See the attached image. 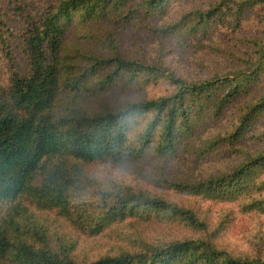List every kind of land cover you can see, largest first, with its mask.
Masks as SVG:
<instances>
[{
    "label": "trees",
    "instance_id": "16d2710c",
    "mask_svg": "<svg viewBox=\"0 0 264 264\" xmlns=\"http://www.w3.org/2000/svg\"><path fill=\"white\" fill-rule=\"evenodd\" d=\"M14 1L0 264H264V0ZM190 46L206 69L178 73Z\"/></svg>",
    "mask_w": 264,
    "mask_h": 264
},
{
    "label": "rangeland",
    "instance_id": "374dc122",
    "mask_svg": "<svg viewBox=\"0 0 264 264\" xmlns=\"http://www.w3.org/2000/svg\"><path fill=\"white\" fill-rule=\"evenodd\" d=\"M9 1L8 5L5 8L8 11L12 12L11 10H14V8H11L13 4L15 3L14 0H6ZM37 1H46V0H16V2H19L18 4L24 5V6H31L32 4L36 3ZM209 0H197L195 2L189 1L187 4L189 5H199L203 6L204 3L208 2ZM213 1V0H211ZM175 9V10H174ZM176 9L181 10L180 8H173L172 11L170 10V13L167 14V18H174L177 13ZM25 12L29 10V8H24ZM248 20L244 21L242 23L243 28L240 29L237 33V39L236 40H231L233 44L236 45V50L237 52H242L244 49L242 44L246 42L249 38L253 37V33H249V31L254 32L250 29V24H248ZM131 36L126 35V33L122 34V39L123 41L129 40ZM126 43H130L127 42ZM131 45L133 44L130 43ZM191 46L188 48H184L183 50H180L178 48L170 47L169 50L171 51L167 57V60L171 62V67L175 69L176 72L180 73H189L193 71H199V70H205L206 66L204 63H200L199 60H203L201 54L197 51H192L190 50ZM128 49H131L128 48ZM205 61V60H203ZM99 167V166H98ZM183 167L180 165L179 170H182ZM246 229V221L244 219H237L233 225L230 226L228 229L227 237L224 240V242L227 245H230L236 249H243L244 246L242 244H239L238 242V237L239 234ZM98 255V249L94 250L91 252V256H96Z\"/></svg>",
    "mask_w": 264,
    "mask_h": 264
}]
</instances>
